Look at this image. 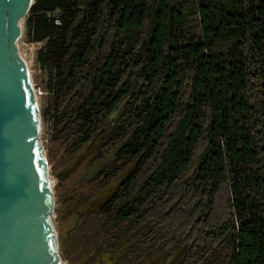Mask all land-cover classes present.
Instances as JSON below:
<instances>
[{
    "label": "trees",
    "instance_id": "obj_1",
    "mask_svg": "<svg viewBox=\"0 0 264 264\" xmlns=\"http://www.w3.org/2000/svg\"><path fill=\"white\" fill-rule=\"evenodd\" d=\"M194 1L200 39L189 0H33L27 36L53 58L67 162L94 140L99 158L115 147L106 180L134 164L108 202L149 224L145 241L264 264V0Z\"/></svg>",
    "mask_w": 264,
    "mask_h": 264
},
{
    "label": "water",
    "instance_id": "obj_2",
    "mask_svg": "<svg viewBox=\"0 0 264 264\" xmlns=\"http://www.w3.org/2000/svg\"><path fill=\"white\" fill-rule=\"evenodd\" d=\"M32 2L0 0V264H62L36 94L17 47Z\"/></svg>",
    "mask_w": 264,
    "mask_h": 264
},
{
    "label": "rangeland",
    "instance_id": "obj_3",
    "mask_svg": "<svg viewBox=\"0 0 264 264\" xmlns=\"http://www.w3.org/2000/svg\"><path fill=\"white\" fill-rule=\"evenodd\" d=\"M188 7L190 19L188 25L195 37L200 39L201 26L195 1L189 0ZM29 13L28 10L21 22V34L17 41V47L27 63L40 114L39 138L45 152L53 193L51 220L57 237V251L62 264H87L84 261L89 256L81 249L80 234L79 232L74 233L78 221L75 215L77 211L76 203L82 189L89 186L86 180L94 174V170L100 168L112 158L115 147L104 157L94 161V158L91 155L89 156L93 146L92 141L82 154L63 167L71 157L67 150L70 142H64L62 137L58 135L52 117L54 90L56 89L53 77L54 62L52 55L45 49V40L28 39L26 18ZM228 44L229 42L221 44L219 49ZM42 58H45V61ZM115 117L113 116L112 121L115 120ZM102 122L108 124L109 117H105Z\"/></svg>",
    "mask_w": 264,
    "mask_h": 264
},
{
    "label": "flooded vegetation",
    "instance_id": "obj_4",
    "mask_svg": "<svg viewBox=\"0 0 264 264\" xmlns=\"http://www.w3.org/2000/svg\"><path fill=\"white\" fill-rule=\"evenodd\" d=\"M90 155L94 161H98V155ZM133 166L134 164H131L126 167L112 180H106L104 172L98 175L101 171L96 169L86 180L89 186L82 189L76 203L75 215L78 221L74 232H79L81 249L89 256L84 262L87 264H194L184 256L188 243L181 242L175 237L160 240L154 236H146L148 240L145 241L149 224L138 218L131 220L126 216L125 211L121 213L118 209L113 210V203L108 202L121 180L130 174ZM110 187L113 189L104 194Z\"/></svg>",
    "mask_w": 264,
    "mask_h": 264
},
{
    "label": "built area",
    "instance_id": "obj_5",
    "mask_svg": "<svg viewBox=\"0 0 264 264\" xmlns=\"http://www.w3.org/2000/svg\"><path fill=\"white\" fill-rule=\"evenodd\" d=\"M55 21H56V22H58V20H57V19H55Z\"/></svg>",
    "mask_w": 264,
    "mask_h": 264
},
{
    "label": "crops",
    "instance_id": "obj_6",
    "mask_svg": "<svg viewBox=\"0 0 264 264\" xmlns=\"http://www.w3.org/2000/svg\"><path fill=\"white\" fill-rule=\"evenodd\" d=\"M40 41H43V40H40Z\"/></svg>",
    "mask_w": 264,
    "mask_h": 264
}]
</instances>
